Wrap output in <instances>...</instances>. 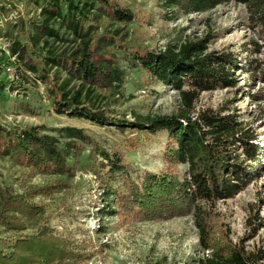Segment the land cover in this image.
Segmentation results:
<instances>
[{
	"label": "rangeland",
	"instance_id": "1",
	"mask_svg": "<svg viewBox=\"0 0 264 264\" xmlns=\"http://www.w3.org/2000/svg\"><path fill=\"white\" fill-rule=\"evenodd\" d=\"M107 1L131 10L134 17L124 25L103 20L95 31L101 34L118 29L125 35L123 41L127 45L124 53L117 54V64L124 71L120 94L98 91L103 110L119 121L131 120L135 114L166 116L180 110L182 103L177 92L155 82L136 67L131 54L134 50L165 52L171 47L210 37L204 45L207 53H231L238 62L237 68L231 71L234 87L196 93L190 116L194 120L206 111L223 113L251 128L254 144L262 149L256 179L252 178L229 200L201 204L208 251L199 247L193 210L183 217L144 221L136 211L131 213L115 204V214L106 216L102 208L103 187L111 179L106 176V170H101L105 164L97 151L124 156L127 174L117 180L114 190H120L127 178L140 183L145 177L160 173L183 174L185 166L173 165L164 159L165 135L149 136L131 128L120 131L57 115L46 84L25 72L23 65L16 63L9 53L11 36L26 44L41 3L0 0V9H3V12L0 10V126L8 130L42 126L53 135H57V129L77 128L84 130L90 140L82 148L80 164L71 178L41 176L30 167L0 157V192L7 197L23 195L28 187L49 186L46 196L34 199L38 207L36 216L31 220L18 218L25 222L24 230H9L0 223V261L10 257L17 241L36 235L44 226L52 237L68 243L76 253L83 252L87 256L83 264H197L198 259L212 252L230 249L252 255L263 252L264 80L261 73L264 39L258 35L255 25L249 26L246 8L230 3L204 14H174L175 19L168 20L169 15L166 16L157 0ZM251 43L259 46V52L249 56L245 51L253 46ZM254 60L259 68L252 80L248 78L251 70L247 64ZM257 94L260 97L255 98Z\"/></svg>",
	"mask_w": 264,
	"mask_h": 264
},
{
	"label": "trees",
	"instance_id": "2",
	"mask_svg": "<svg viewBox=\"0 0 264 264\" xmlns=\"http://www.w3.org/2000/svg\"><path fill=\"white\" fill-rule=\"evenodd\" d=\"M38 1V18L30 25L26 44L11 36L9 53L25 72L46 84L55 113L99 127L165 135L164 159L185 166L183 174L160 173L145 177L140 183L127 178L120 190H114L117 180L127 174L124 156L97 151L105 164L100 168L111 179L103 187L105 215L115 214V204L128 212L136 211L144 221L183 217L193 210L199 247L210 250L201 204L233 198L252 178L256 179L260 166L262 149L254 144L255 137L247 125L228 114L212 111L198 114L194 120L190 116L196 93L234 87L231 71L237 68L236 59L231 53H207L204 45L210 37L165 52L134 50L131 55L135 66L155 82L176 91L182 107L171 115L135 114L131 120L119 121L99 105L98 91L120 94L124 71L117 64V54L126 51L125 35L118 29L101 34L95 31L103 20L123 25L131 22V10L107 0H36L37 4ZM157 1L169 15L168 20L175 19L174 14H204L218 6L241 4L248 12L249 26L255 25L264 39V0ZM252 44L245 51L249 56L259 52V46ZM247 66L251 70L248 78L254 80L258 62L249 61ZM261 78L264 80V71ZM258 97L257 94L255 98ZM56 132L53 135L42 126L14 130L0 126V157L30 167L41 176L71 178L80 164L82 148L90 140L82 129L65 127ZM48 187H28L23 195L9 197L0 192V223L9 230H24L25 222L18 218L31 220L36 216L38 207L34 199L46 196ZM26 238L17 241L10 257L1 259L0 264H83L87 258L65 241L52 237L47 226ZM226 251L212 252L198 259L197 264H262L264 260V251L255 255L234 249Z\"/></svg>",
	"mask_w": 264,
	"mask_h": 264
},
{
	"label": "built area",
	"instance_id": "3",
	"mask_svg": "<svg viewBox=\"0 0 264 264\" xmlns=\"http://www.w3.org/2000/svg\"><path fill=\"white\" fill-rule=\"evenodd\" d=\"M6 71L8 72V71H9V69H6Z\"/></svg>",
	"mask_w": 264,
	"mask_h": 264
}]
</instances>
